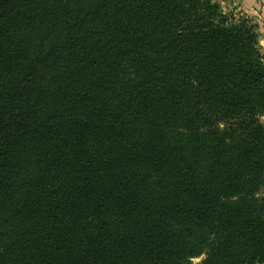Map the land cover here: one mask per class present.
Wrapping results in <instances>:
<instances>
[{
    "label": "trees",
    "instance_id": "1",
    "mask_svg": "<svg viewBox=\"0 0 264 264\" xmlns=\"http://www.w3.org/2000/svg\"><path fill=\"white\" fill-rule=\"evenodd\" d=\"M216 0H0V264H264V56Z\"/></svg>",
    "mask_w": 264,
    "mask_h": 264
},
{
    "label": "crops",
    "instance_id": "2",
    "mask_svg": "<svg viewBox=\"0 0 264 264\" xmlns=\"http://www.w3.org/2000/svg\"><path fill=\"white\" fill-rule=\"evenodd\" d=\"M223 10L238 19L250 18L258 26V43L264 56V0H216Z\"/></svg>",
    "mask_w": 264,
    "mask_h": 264
},
{
    "label": "rangeland",
    "instance_id": "3",
    "mask_svg": "<svg viewBox=\"0 0 264 264\" xmlns=\"http://www.w3.org/2000/svg\"><path fill=\"white\" fill-rule=\"evenodd\" d=\"M202 258H203V256L201 258H198V259H192L191 263L197 264Z\"/></svg>",
    "mask_w": 264,
    "mask_h": 264
}]
</instances>
